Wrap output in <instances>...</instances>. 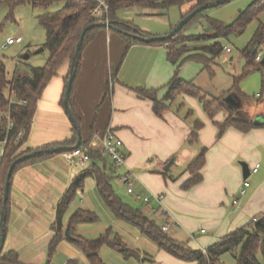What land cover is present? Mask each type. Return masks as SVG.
<instances>
[{
	"label": "crops",
	"instance_id": "obj_1",
	"mask_svg": "<svg viewBox=\"0 0 264 264\" xmlns=\"http://www.w3.org/2000/svg\"><path fill=\"white\" fill-rule=\"evenodd\" d=\"M126 46L116 32L103 28L82 53L70 104L73 114L80 119L82 141L88 142V150L102 151L101 137L112 128L124 144L127 156L124 170L130 169L138 177L136 191L164 195V206L176 217L178 225L171 226L170 238L205 252L264 212V128L248 133L230 128L219 138L218 123L228 116L216 122L205 119L197 140L189 143L198 120L189 122L185 113H177L173 104L179 97L158 116L153 102L135 92L157 90L160 99L166 96L175 75L166 47L135 44L125 53ZM68 75L69 67L64 65L44 89L24 149L37 150L73 138V125L63 105ZM108 89L110 96L107 97ZM257 117L264 121V116ZM204 148L208 151L201 171L203 181L187 190L183 186L192 177L187 169ZM153 160L151 167L149 162ZM171 160L170 180L153 171L166 168ZM245 162L249 163L250 170L257 165L260 168L250 175L252 181H248L252 184L247 194L241 196L244 183L241 164ZM92 165L93 161H89L82 167L77 160L70 162L58 154L14 174L5 249L18 252L22 264L46 263L36 260L41 253H49L56 236L52 225L57 218V206L73 181ZM83 186L77 192L80 199L73 204L72 213L78 210L93 213L100 206L95 180L88 177ZM235 200H239L238 204H234ZM142 204V211L149 217L164 220L160 215L153 216L151 210L155 203ZM66 217L65 229L70 215ZM197 231L203 236L194 239L192 233ZM65 244L70 245L62 242L59 247L68 248ZM155 254V259L146 264H194L162 250Z\"/></svg>",
	"mask_w": 264,
	"mask_h": 264
},
{
	"label": "trees",
	"instance_id": "obj_2",
	"mask_svg": "<svg viewBox=\"0 0 264 264\" xmlns=\"http://www.w3.org/2000/svg\"><path fill=\"white\" fill-rule=\"evenodd\" d=\"M100 1H104L109 6L108 14H103L101 17L95 14L96 9L100 5ZM211 1L215 0H7L5 2L12 14L16 8L25 4H31L34 8L39 7L48 10L53 4L60 3L62 4V8L53 12L48 11L37 17L39 24L46 32V42L43 48L50 52V57L45 66L34 67L26 72L16 70L13 77L9 79L5 62L0 58V145H3L0 163V222L4 200L3 192L9 168L17 158L35 151L30 148L24 149V146L31 132L38 102L46 86L57 76L59 70L64 65H68L70 72L71 61L74 57L82 31L90 25L109 21L112 24L110 29L121 36L126 42L127 46L125 53L135 44L165 46L169 62L180 67L182 63L190 59L203 60L207 56L213 59L220 55L225 48L221 43V39L226 37L233 28L224 27L219 22L208 18V25L211 26L214 31L213 34L205 32L200 35L185 36V32L190 25L204 18L207 13V11H205L192 19L173 39L166 42L148 44L141 42L137 38L141 34H148L142 33L131 23L120 20L117 13L119 10L132 7L146 8L153 11L168 10L172 6H178L181 9L187 7L182 13L183 19L196 8ZM263 10L264 0H258L252 4L245 13L240 14L237 20V31L240 33L243 32L245 26ZM101 29H103V27L94 28L87 33L79 57L76 76L80 69L83 51L95 39L97 33ZM187 43H201V45L189 49ZM262 44H264L263 26L258 30L252 41L253 46ZM201 51L203 52L202 54L200 53ZM189 52H193L194 54L185 57V54ZM243 55L247 61V72L255 68L260 70L264 68V63L261 62L262 60H256L258 55L255 51L252 52L251 49H249L243 52ZM68 78L69 75L66 78V84ZM262 86L264 92V76L262 78ZM135 92L140 98L148 99L153 102L154 112L158 116H162L168 106L179 96H189L199 99L204 104V109L211 120L214 119L217 110L223 109L227 111L228 117L226 120L222 123H218L220 130L219 138L230 128L237 129L243 133H248L256 128H264V124L256 125L254 121L245 119L236 114L235 108H231L227 103L226 96L215 99L214 101L207 100L199 87L195 86L193 82L180 79L177 73H175L169 84L168 91L163 99L159 98V91L157 90L137 89ZM233 95L240 103V106H243V101L255 102L254 100H248L241 93H234ZM108 96H110L109 89L107 91V97ZM260 97L261 95H259L258 100ZM23 102H26V104ZM73 115L77 125L81 128L80 119L75 114ZM9 120L14 123L10 130L8 127ZM202 127L203 123L200 121L195 123L189 143H193L197 140L199 130ZM20 132H23V137L18 141L17 138ZM73 133V138L70 140L47 145L40 149L45 150L60 146L72 147L77 143V132L74 126ZM81 147L88 148V142L82 141ZM207 151L208 150L204 148L199 157L188 167L187 172L190 173L192 177L184 184L183 187L185 189H191L203 181L201 171L206 163ZM88 154L90 155V161H93L92 167L88 168L84 174L73 181L57 206V218L52 225V230L56 233V236L49 247V258L53 257L58 246L66 238L69 242L82 250L91 264H106L99 254L103 246H109L118 251L126 260H145L140 253L127 248L120 237L111 238L109 232L93 240L74 235L73 228L75 224L91 222L97 219L92 212L84 210L75 211L70 216L68 222L70 237L66 236L63 219L75 199L78 190L84 187L85 179L92 177L96 182V187L101 199L118 220L139 230L143 236L157 244L160 250L170 254L176 259L194 264H223V255L226 253H233L238 264H264V261L262 262L258 258L259 252L263 253L264 256V212L257 215L248 224L221 238L217 243L208 247L205 252L202 250H195L190 248L187 244L177 242L170 238L168 232L162 230V225L159 224L157 220L149 217L141 210L128 206L116 195L112 185L113 177L110 175L111 172L115 173L116 167L113 163L110 167L108 166L106 160L108 156L103 150L92 151L89 149ZM56 155L58 154H45L27 160L15 168L13 176L19 169L25 166L49 159ZM95 161L102 162V166H99ZM9 199L7 202V224L9 219ZM0 262L5 264H22L19 253L13 250L6 252L5 247L0 255ZM47 264H51L50 261ZM67 264L77 263L74 260H69Z\"/></svg>",
	"mask_w": 264,
	"mask_h": 264
},
{
	"label": "rangeland",
	"instance_id": "obj_3",
	"mask_svg": "<svg viewBox=\"0 0 264 264\" xmlns=\"http://www.w3.org/2000/svg\"><path fill=\"white\" fill-rule=\"evenodd\" d=\"M6 1L0 0V58L5 62L8 78L11 79L16 70L26 72L31 68L46 65L50 57V52L44 49L43 52L35 54L36 51L43 48L46 42V32L39 24L37 17L48 11L53 12L61 9L62 4H53L48 10L39 7L34 8L31 4H25L16 8L12 14L5 4ZM257 1L233 0L223 6L210 9L203 19L190 25L185 32V36L200 35L205 32L213 34L214 31L208 25V18L219 22L224 27H231L233 28L232 31L221 39L223 46L231 49V53L223 51L213 59L207 56L203 60H187L180 67L174 65V72L178 74V77L184 81L193 82L195 86L203 91L207 100L214 101L223 96H226L227 100L234 93H241L248 100H254L255 102L243 101V106H236L235 111L240 117L252 120L255 123L260 118L257 116H264V92L262 86L264 68L261 70L255 68L247 72V61L243 52L249 49L252 50L254 47L257 55H261L262 61L264 60V44L252 45L256 33L262 26L264 27V10L258 16L254 17L241 33L237 31V20L241 13H245ZM182 13L183 10L178 6H172L168 10L160 11L135 7L119 10L117 16L120 20L130 22L141 31L147 33L148 36L162 37L170 34L178 25L182 20ZM208 28H211V30L208 31ZM10 38L16 39V43L4 47V44ZM199 45L201 43H187L189 49H193L195 46L199 47ZM200 53L202 54L203 52L201 51ZM192 54L194 53L189 52L185 54V57L191 56ZM259 95L261 97L258 100ZM173 107L177 113L181 115L185 113L186 119L189 122L198 120L204 123L205 119H210L204 109V104L197 98L179 96L173 104ZM189 112L190 115H188ZM225 116H228L227 111L219 109L213 120L216 122ZM2 153L3 145H0V163ZM106 160L110 167L112 161L109 158ZM95 163L102 166V162L100 161H95ZM154 163V160L149 162L150 166ZM169 163H172V160ZM247 164L249 165V163ZM148 170L151 171V169ZM153 171H159L160 174L169 178V180L173 175V172H166L165 167L161 169L156 168ZM124 173V168L116 169L115 173H110L111 177H113L112 185L116 195L128 206L144 211V205L142 204L144 202L136 200L134 195L128 194L126 185L120 182L119 176ZM249 180L252 181V177ZM251 181L250 186L252 184ZM134 188L135 192L138 193L136 191L137 183ZM96 195L99 196L97 192ZM77 199L79 200L80 198L76 194L75 199L66 213L67 216H71L74 213H72V208ZM93 213L97 219L91 222L75 224L73 228L74 235L93 240L109 232L111 238L120 237L127 248L140 253L142 258L145 259L140 262L135 259L126 260L118 251L109 246H103L99 254L104 263L146 264V262L155 259V253H159L160 251L158 245L143 236L133 226L118 220L102 199L100 200V206L96 207ZM66 215L64 222L67 218ZM163 222L164 220L158 221L161 225H163ZM192 234L195 236L194 239L197 236L198 238L203 236L199 231ZM62 242H68L70 245L65 244L68 246L65 249L62 246L59 247L60 244L52 258H49V253H41L36 261L41 262L45 260V264L49 261L51 264H67L69 260H74L77 264H91L82 250L71 244L68 239L65 238ZM5 251H7V248ZM258 258L263 262V253L259 252ZM222 263L238 264L233 253L224 254Z\"/></svg>",
	"mask_w": 264,
	"mask_h": 264
},
{
	"label": "water",
	"instance_id": "obj_4",
	"mask_svg": "<svg viewBox=\"0 0 264 264\" xmlns=\"http://www.w3.org/2000/svg\"><path fill=\"white\" fill-rule=\"evenodd\" d=\"M233 0H215V1H211L205 5H202L198 8H196L194 11H192L190 14H188L187 16H185L179 23L178 25L170 32V34L166 35V36H162V37H153V36H148V35H139L137 38L144 43H156V42H166L170 39H173L192 19H194L197 15L208 11L210 9L213 8H217L220 6H223L225 4L230 3ZM111 28L112 24L109 21L106 22H102V23H97L94 25H90L88 27H86L81 34L80 40L77 44L76 50H75V54L74 57L71 61V67H70V72H69V78H68V82L66 84V88H65V92H64V107L66 110V113L72 123V125L74 126V128L76 129L77 132V143L72 146V147H65V146H60V147H54V148H49V149H40V150H35L31 153L25 154L19 158H17L10 166L7 177H6V182H5V186H4V192H3V207H2V216H1V222H0V255L4 250L5 244H6V239H7V202L9 199V194H10V188H11V180H12V176H13V172L15 170V168L30 159L45 155V154H63L67 151H71L74 149H78L82 146V135H81V128L77 125L75 117L73 115V112L71 110L70 107V97H71V91H72V86L76 77V70H77V65H78V61H79V57L83 48V43H84V39L87 35V33L94 29V28ZM211 28H208V31H210ZM44 51V48L39 49L38 51L35 52V54H39L41 52ZM252 52H254V47L251 50ZM264 63V60L262 61ZM227 103L229 104V106L231 108H235L236 106H240V103L236 100V97L234 95H231L228 99H227ZM236 104V105H235ZM256 125H260V124H264V121H260L258 120L256 123ZM172 163H169L166 168L165 171L168 172L170 170V166ZM242 170H243V177L244 180L249 179L250 175H251V170L249 168V166L246 163H242ZM67 237L69 236V228L66 229L65 232Z\"/></svg>",
	"mask_w": 264,
	"mask_h": 264
},
{
	"label": "built area",
	"instance_id": "obj_5",
	"mask_svg": "<svg viewBox=\"0 0 264 264\" xmlns=\"http://www.w3.org/2000/svg\"><path fill=\"white\" fill-rule=\"evenodd\" d=\"M109 6L104 2L100 1L99 7L96 9L95 14L97 16H102L103 14H108ZM16 43V39L10 38L4 44V47L14 45ZM224 51L231 53V49L225 47ZM257 61H261V55H258L256 58ZM26 104V102H23ZM14 123L9 120L8 127L9 130L12 129ZM23 137V132L18 134L17 140L19 141ZM101 145L103 152L108 156V158L113 162L116 169L126 168L127 165V156L123 150L124 144L123 141L117 136L115 131L112 128H108L103 136L101 137ZM64 157L70 162L78 161V163L82 167H86L90 161V155L88 154L87 148H78L71 151H67L63 153ZM260 165H257L255 168L251 170V174H255L259 171ZM119 180L121 183L125 184L127 187V193L130 195H134L135 198L139 201H143L146 204L155 203V207L152 208L151 212L153 216L160 215L164 219V224L162 225V230L164 232H169L171 226L173 224L178 225L176 221V217L173 215L171 211H169L164 206V195H153V194H140L135 192V184L138 181L137 175L131 171L130 169H126L125 173L119 176ZM250 187V182L244 180L243 186L241 188L240 194L241 196H245L247 194L248 188ZM239 200H235L234 204H238Z\"/></svg>",
	"mask_w": 264,
	"mask_h": 264
}]
</instances>
